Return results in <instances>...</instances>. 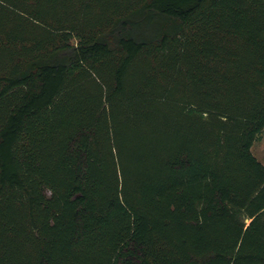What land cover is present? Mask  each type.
Returning <instances> with one entry per match:
<instances>
[{
  "label": "trees",
  "instance_id": "1",
  "mask_svg": "<svg viewBox=\"0 0 264 264\" xmlns=\"http://www.w3.org/2000/svg\"><path fill=\"white\" fill-rule=\"evenodd\" d=\"M264 0H0V264H264Z\"/></svg>",
  "mask_w": 264,
  "mask_h": 264
},
{
  "label": "rangeland",
  "instance_id": "2",
  "mask_svg": "<svg viewBox=\"0 0 264 264\" xmlns=\"http://www.w3.org/2000/svg\"><path fill=\"white\" fill-rule=\"evenodd\" d=\"M252 153L264 165V130L260 140L254 144Z\"/></svg>",
  "mask_w": 264,
  "mask_h": 264
}]
</instances>
